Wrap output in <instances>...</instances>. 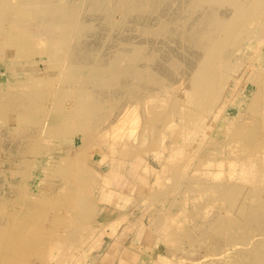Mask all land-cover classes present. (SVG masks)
<instances>
[{
  "label": "rangeland",
  "instance_id": "rangeland-1",
  "mask_svg": "<svg viewBox=\"0 0 264 264\" xmlns=\"http://www.w3.org/2000/svg\"><path fill=\"white\" fill-rule=\"evenodd\" d=\"M0 264H264V0H0Z\"/></svg>",
  "mask_w": 264,
  "mask_h": 264
},
{
  "label": "crops",
  "instance_id": "crops-1",
  "mask_svg": "<svg viewBox=\"0 0 264 264\" xmlns=\"http://www.w3.org/2000/svg\"><path fill=\"white\" fill-rule=\"evenodd\" d=\"M117 242V241H116ZM122 244V247H129V246H132V247H134V245L133 244H129V242L127 243L126 241H124V243H120V245ZM119 245V246H120ZM130 250V249H129ZM130 252L133 254V257H140L139 256V254L137 253V252H134V251H132V250H130ZM97 257V256H96ZM143 256L141 255V258H142ZM95 263H97V261L95 262Z\"/></svg>",
  "mask_w": 264,
  "mask_h": 264
},
{
  "label": "bare ground",
  "instance_id": "bare-ground-1",
  "mask_svg": "<svg viewBox=\"0 0 264 264\" xmlns=\"http://www.w3.org/2000/svg\"><path fill=\"white\" fill-rule=\"evenodd\" d=\"M250 3H253V0H249Z\"/></svg>",
  "mask_w": 264,
  "mask_h": 264
}]
</instances>
